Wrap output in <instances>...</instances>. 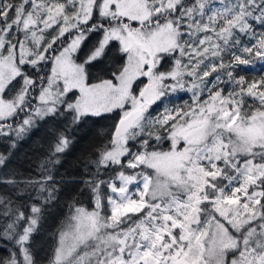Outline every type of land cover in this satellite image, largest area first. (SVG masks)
Wrapping results in <instances>:
<instances>
[{"label": "snow or ice", "instance_id": "1", "mask_svg": "<svg viewBox=\"0 0 264 264\" xmlns=\"http://www.w3.org/2000/svg\"><path fill=\"white\" fill-rule=\"evenodd\" d=\"M254 61L264 0H0V264H264V75H239ZM110 113L84 160L91 206L73 198L40 258L73 134ZM49 120L35 175L9 168Z\"/></svg>", "mask_w": 264, "mask_h": 264}, {"label": "trees", "instance_id": "2", "mask_svg": "<svg viewBox=\"0 0 264 264\" xmlns=\"http://www.w3.org/2000/svg\"><path fill=\"white\" fill-rule=\"evenodd\" d=\"M256 71L245 70L239 72V75H244L247 79L259 78L264 75V69L260 62L254 61ZM94 75L100 74V68L91 69ZM190 95H181L175 100L176 104H181L184 101L190 102ZM248 103H252L249 99ZM111 116L103 118H94L82 125L74 132L75 144L63 157L62 164L57 169V179H62L64 183L59 185V199L56 204L49 210L46 220L43 222L42 231L35 234V246L38 249V257H45L47 251L52 246V241L49 239L51 234L55 232L66 217L70 214L69 205L73 203V198L82 200L86 207H90L91 203L87 193L81 195V189L84 187L80 182L87 177L84 175V160L86 158L95 159L91 155V150L106 142L108 138V119ZM56 126L53 121L49 120L47 124H42L38 131H35L28 138L21 141L15 149H11L12 155L8 162L9 168H14L24 176L29 174L35 175V168L40 159L43 157L44 149L48 140V129ZM163 148H167V144H162ZM9 144L3 138H0V154L8 155ZM5 169H0V172ZM111 175V173H109ZM102 178H107L102 177ZM6 190L5 185H0V193ZM8 250L0 248V257H6Z\"/></svg>", "mask_w": 264, "mask_h": 264}, {"label": "rangeland", "instance_id": "3", "mask_svg": "<svg viewBox=\"0 0 264 264\" xmlns=\"http://www.w3.org/2000/svg\"><path fill=\"white\" fill-rule=\"evenodd\" d=\"M243 39V38H242ZM83 55V54H82ZM181 95H191L190 93H188V94H184V93H177V94H175V97H174V102H175V100L176 99H178L179 98V96H181ZM108 115H110L111 117L108 119V124H109V127H108V133L107 134H109V132L111 131V128H112V124H113V122H114V120L116 119V114L115 113H110V114H104V116H108ZM162 146V145H161Z\"/></svg>", "mask_w": 264, "mask_h": 264}]
</instances>
